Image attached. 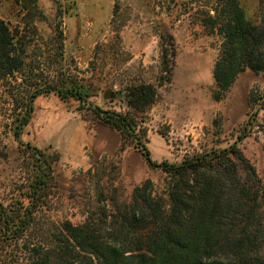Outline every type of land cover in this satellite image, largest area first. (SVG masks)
Wrapping results in <instances>:
<instances>
[{"label": "rangeland", "instance_id": "1", "mask_svg": "<svg viewBox=\"0 0 264 264\" xmlns=\"http://www.w3.org/2000/svg\"><path fill=\"white\" fill-rule=\"evenodd\" d=\"M226 2L0 0V17L17 33L16 46L25 47L23 69L0 77V201L20 198L40 175L31 146L51 160L63 147L49 139L64 135L66 119L93 117L96 107L137 114L124 93L150 83L157 87L156 101L144 120L137 114L136 132L143 133L152 159L180 162L228 147L246 131L238 148L255 170L258 221L264 223V108L257 114L258 103L248 100L250 91H264V74L245 69L222 98L213 96ZM239 3L251 22L264 24V0ZM49 86L73 91L40 93L17 139L14 130L30 92ZM71 164L61 159L55 169L36 212L33 242L49 245L67 222L80 225L87 219L106 236L126 212L134 188L146 180L151 181L147 193L169 207L170 176L147 161L126 166L114 154L92 160L88 170H69Z\"/></svg>", "mask_w": 264, "mask_h": 264}, {"label": "trees", "instance_id": "2", "mask_svg": "<svg viewBox=\"0 0 264 264\" xmlns=\"http://www.w3.org/2000/svg\"><path fill=\"white\" fill-rule=\"evenodd\" d=\"M222 23L224 45L215 63V99L231 87L237 75L250 69L264 74V24L251 22L239 0H227ZM18 35L0 17V77L11 76L25 65V47H17ZM154 84L130 86L127 105L142 113L155 103ZM66 95L73 88H36L30 92L14 135L20 140L33 113V101L43 92ZM255 113L264 108V91L249 92ZM96 115L121 134V148H137L152 168L167 172L169 207L147 193L151 181L134 188L126 212L104 236L87 219L80 225L67 222L64 233L44 245L33 242L30 232L36 212L47 195L61 155L47 159L31 146L40 175L31 190L9 202L0 201V264H264V223L259 222V187L255 170L241 156L238 143L185 156L180 162L155 161L136 132L137 114L96 107ZM30 146V144H28ZM107 217V215H106ZM257 219V220H256Z\"/></svg>", "mask_w": 264, "mask_h": 264}, {"label": "crops", "instance_id": "3", "mask_svg": "<svg viewBox=\"0 0 264 264\" xmlns=\"http://www.w3.org/2000/svg\"><path fill=\"white\" fill-rule=\"evenodd\" d=\"M79 118L66 119L64 135L53 141L49 139L50 143L63 147L61 153L58 151L61 155L60 160L73 162L69 170L74 168L88 170L92 166V160L114 154L119 156L120 163H125L126 166L132 163H145V157L137 148L122 149L120 132L103 122L97 115L88 117L81 114Z\"/></svg>", "mask_w": 264, "mask_h": 264}, {"label": "water", "instance_id": "4", "mask_svg": "<svg viewBox=\"0 0 264 264\" xmlns=\"http://www.w3.org/2000/svg\"><path fill=\"white\" fill-rule=\"evenodd\" d=\"M105 97H106V98H109V97H110V94H109V93H106V94H105Z\"/></svg>", "mask_w": 264, "mask_h": 264}]
</instances>
